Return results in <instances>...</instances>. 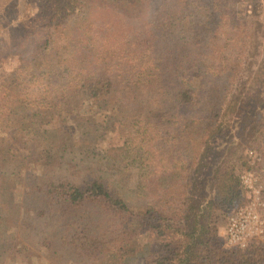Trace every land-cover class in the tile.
<instances>
[{
    "label": "trees",
    "instance_id": "obj_1",
    "mask_svg": "<svg viewBox=\"0 0 264 264\" xmlns=\"http://www.w3.org/2000/svg\"><path fill=\"white\" fill-rule=\"evenodd\" d=\"M146 1L150 12L133 38H116L113 44L104 38L99 42L83 38L69 54L67 62L75 57L84 60L80 72L71 78L79 80L64 84L57 103L46 105L45 110L55 106L59 121H54L56 116L44 117L55 133L62 132L55 128L56 122L67 126L61 136L29 132L26 124L18 121L26 116V108L4 118L10 130L5 137L0 131L3 201L10 206L7 198L22 187L13 183V178H24L23 163L29 162L35 171L27 173L28 194L41 195L42 203L60 215L71 255L83 264H127L141 252L145 264H264L263 243L244 250H224L219 234L220 214L234 205L243 191L240 166H226L227 154L238 139L264 141V118L261 105L256 106L258 93L245 98L238 93L259 53L257 33H262L263 25L236 14V5L243 9L241 0ZM224 6L229 9L232 37L221 30L223 19L218 15L225 17ZM254 10L259 12L260 6ZM226 41L234 47L231 53ZM97 42L102 51L90 62ZM113 61L114 67L110 65ZM111 98L119 116L109 118L122 133L158 132L166 138L162 148L149 140L153 150L142 145L133 150V160L125 161L121 154L131 142L128 138L125 147L104 152L100 168L89 163L81 168L74 159L63 162L70 134H92L98 121L93 122V109L66 122L62 115L73 116L76 99H86L92 108ZM233 104L234 117L224 126L221 119ZM184 110L189 116L181 121L179 112ZM40 116L42 112L29 117L32 127ZM18 125L22 128L19 136L23 135L17 137L18 145L28 153L22 156L19 150L14 151L17 158L5 166L15 156L9 144L16 138L10 131L19 133ZM106 125L110 127V122ZM105 126L99 129L106 130ZM215 136L218 140L211 143ZM238 161H242V170L246 158L240 156ZM64 165L69 179L56 176ZM109 167L110 172L117 168L113 176H108ZM132 172L134 188H130ZM66 212L71 219H66Z\"/></svg>",
    "mask_w": 264,
    "mask_h": 264
},
{
    "label": "rangeland",
    "instance_id": "obj_2",
    "mask_svg": "<svg viewBox=\"0 0 264 264\" xmlns=\"http://www.w3.org/2000/svg\"><path fill=\"white\" fill-rule=\"evenodd\" d=\"M132 1L0 0V131L2 136H8L10 130L4 118L15 110L16 113H21L24 110L22 108H26V116H20L22 119L19 118L18 121L24 122L29 132H44L47 137H50L61 136L63 130L67 131L66 125L56 122L55 128L62 132L55 133L54 128L47 125L44 117L45 114L58 115L54 110L55 106L45 110L47 103L53 101L57 103L62 86L77 83L79 80L78 78L73 81L71 78L76 76V72H80L84 60L75 57L76 60L73 62H67L69 54L74 53L76 44L82 42L83 38L98 42L104 38L106 42L112 41V44L116 43V38H133L136 32L143 28L150 6L146 0ZM241 1H243L241 7L243 9L239 10L240 5H236V14L241 15L243 19L259 21L263 25V31L257 33L260 46L255 63L251 67L252 72L250 70L245 73L239 84L238 93L239 97L242 95L245 98L247 94L254 95L257 92L259 97H257L256 106L261 105L260 112L264 118V0ZM256 5L260 6L259 12L254 10ZM225 8L224 6L222 10V12L226 11L225 17L222 14L218 15L223 19L220 26L222 33H229L232 37L234 29L229 18L227 19L229 9ZM46 41L48 45L45 47ZM98 42L97 47L93 48L96 52L92 60H88L90 62H94L102 51L98 47ZM225 43L228 47L227 52L231 53L234 50L232 43L228 41ZM47 49L46 54L42 55ZM112 55L113 53L109 56ZM115 64L116 61L110 62L113 67ZM19 102L23 105H19ZM113 104L114 99L111 98L99 106L90 108L91 103L86 99H76L72 104L73 116L67 117L69 113L62 115L61 120L66 122L68 118H75L78 115L83 117L89 113V109H93L91 114L93 122L98 121L92 134L84 135L80 131L70 134V146L65 154L62 153L65 155L63 162L74 159L81 168H85L87 163L91 164L89 166L100 168L104 152L111 147H125L124 142L128 138L131 142L121 154L124 155L125 161L133 160V150L139 149L142 145L153 150L154 144H149V140L156 142V148H162V142L166 138L158 132L157 134H139L126 129L127 131L122 133L116 122H111L109 118L119 116ZM232 108L234 109V104L226 109L221 119L224 126L231 123L234 117ZM37 112H42V116L35 118L36 125L32 127L29 117ZM179 113L181 116L178 118L181 121L189 116L187 110ZM54 121H59L58 116ZM109 122L110 127L105 126ZM99 126H105L106 130H100ZM17 128L19 133L10 131L13 138H16L12 144H9L13 145L11 154L15 155V152L19 150L22 156H26L28 150L24 152L17 142V137H23V135L19 136L22 128L19 125ZM216 138L217 136L213 137L211 143L216 142L218 140ZM240 156L246 158L247 163L242 170L240 169L242 161H238ZM14 157L17 158V155L6 162L5 166L12 164ZM225 161L226 166L236 164L240 166L238 175L243 191L239 194L238 201L220 214L219 234L223 249L244 250L252 244H264V141L250 140L248 137L244 140L238 139L237 145L230 150ZM112 162L115 165L117 163L115 160ZM23 164L22 171H26L24 178L22 176L13 178V183L18 186L22 184V187L15 189L11 199L7 198L9 207L3 201L2 186H0V264H83L80 259L71 255L72 247L67 245L68 240H64L68 232L65 227H62L60 215L53 208L46 207L42 203L39 199L41 195L37 196L35 192L28 194L30 187L27 185L30 183L26 177L28 172L35 171V166L29 162ZM118 164L121 166L122 162ZM115 169L110 172L109 167L108 176L110 174L113 176L112 172ZM2 170L3 168L0 171ZM66 170L67 167L64 165L63 170L56 176L68 178ZM123 177L120 176L121 179ZM135 179V173L132 172L130 188H134ZM6 188L8 189L9 186L7 185ZM69 213L66 212L67 220L71 219ZM139 245L135 244V246ZM142 254L143 252L137 254L134 260L127 264H145L144 259H140Z\"/></svg>",
    "mask_w": 264,
    "mask_h": 264
}]
</instances>
